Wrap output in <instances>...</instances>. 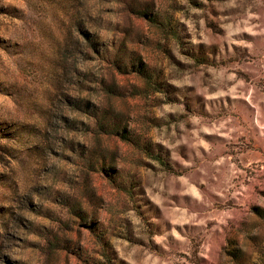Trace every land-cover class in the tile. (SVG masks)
Masks as SVG:
<instances>
[{
	"label": "rangeland",
	"instance_id": "1",
	"mask_svg": "<svg viewBox=\"0 0 264 264\" xmlns=\"http://www.w3.org/2000/svg\"><path fill=\"white\" fill-rule=\"evenodd\" d=\"M0 264H264V0H0Z\"/></svg>",
	"mask_w": 264,
	"mask_h": 264
}]
</instances>
